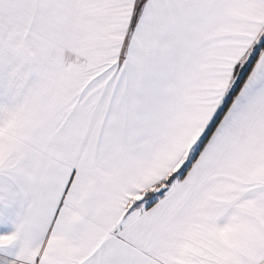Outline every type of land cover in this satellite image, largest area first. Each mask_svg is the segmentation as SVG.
Here are the masks:
<instances>
[{
	"label": "snow or ice",
	"instance_id": "6c2138e0",
	"mask_svg": "<svg viewBox=\"0 0 264 264\" xmlns=\"http://www.w3.org/2000/svg\"><path fill=\"white\" fill-rule=\"evenodd\" d=\"M0 264H264V0H0Z\"/></svg>",
	"mask_w": 264,
	"mask_h": 264
}]
</instances>
